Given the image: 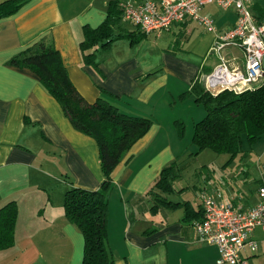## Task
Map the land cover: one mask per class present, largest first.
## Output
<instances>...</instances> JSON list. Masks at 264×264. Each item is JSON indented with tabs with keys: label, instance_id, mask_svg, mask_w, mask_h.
Instances as JSON below:
<instances>
[{
	"label": "crops",
	"instance_id": "obj_1",
	"mask_svg": "<svg viewBox=\"0 0 264 264\" xmlns=\"http://www.w3.org/2000/svg\"><path fill=\"white\" fill-rule=\"evenodd\" d=\"M110 1L24 0L0 16V207L14 201L17 209L13 242L0 248V264H81L84 237L65 216L62 198L71 186L94 189L104 178L95 139L69 123L32 70L7 62L39 39L59 51L87 101L105 95L122 111L153 121L111 171L106 235L113 264H229L219 263L218 247L196 231L201 198L242 209L255 205L264 183V135L233 156L209 148L197 152L206 153L207 161L195 166L194 183H179L178 160L196 156L195 148L187 150L194 147V123L205 115L193 92L180 93L190 91L196 79L206 89L205 77L219 62L208 52L216 35L234 23L235 12L208 3L199 12L214 29L187 18L159 33H144L119 18L113 32L120 35L106 45L93 44L87 60L79 46L84 28L103 21ZM250 9L257 17L264 0H251ZM220 53L230 68L244 69L242 49L226 46ZM179 95L183 106L173 110L168 105ZM171 162L177 163L176 176L171 190L161 192L153 184ZM249 236L256 248L244 246L239 254L248 264H264V229L255 226Z\"/></svg>",
	"mask_w": 264,
	"mask_h": 264
},
{
	"label": "trees",
	"instance_id": "obj_2",
	"mask_svg": "<svg viewBox=\"0 0 264 264\" xmlns=\"http://www.w3.org/2000/svg\"><path fill=\"white\" fill-rule=\"evenodd\" d=\"M118 1L109 2L107 15L98 26L84 28V36L79 45L83 58L91 59L93 53L86 50L93 44L101 41V45H106L120 35L113 32L121 18ZM23 3L24 0H3L0 2V16L15 12ZM258 13L257 21H264V10ZM60 58L59 51L50 41L39 39L11 56L7 62L32 70L52 97L59 102L69 123L76 130L95 139L104 178L98 188H67L62 198L63 212L83 234L81 264H113L106 235V196L112 183L111 171L122 160L131 144L149 129L153 121L148 117L122 111L105 95H98L93 102L87 101L72 84ZM190 92L196 95V100L200 101L205 109V115L194 123L192 129L191 143L195 148L194 155L209 148L219 154L226 152L233 156L243 151L245 145L255 144L264 135V79L240 92L222 89L216 94L204 89L199 79H196ZM176 168V162L161 168L158 180L154 181L153 186L161 192L171 190L170 181L176 176ZM160 201L171 203L163 198ZM16 213L14 201L0 207V248L13 242Z\"/></svg>",
	"mask_w": 264,
	"mask_h": 264
},
{
	"label": "built area",
	"instance_id": "obj_3",
	"mask_svg": "<svg viewBox=\"0 0 264 264\" xmlns=\"http://www.w3.org/2000/svg\"><path fill=\"white\" fill-rule=\"evenodd\" d=\"M215 3L221 8H232L235 21L225 31L218 33L208 53L219 56V62L206 76L207 91L216 94L222 89L240 92L264 79V21L258 22L250 9L251 0H119L122 20L130 21L144 33L161 32L172 22L195 19L204 28L214 29L212 20L201 15L200 8ZM226 46H236L244 53V69L230 68L228 60L220 53ZM219 87L218 91L215 90ZM259 200L246 209L212 196L203 195V216L195 222L199 237L213 243L219 250V263L248 264L239 253L244 246L251 250L256 242L250 238L255 226L264 229V183L258 187Z\"/></svg>",
	"mask_w": 264,
	"mask_h": 264
},
{
	"label": "rangeland",
	"instance_id": "obj_4",
	"mask_svg": "<svg viewBox=\"0 0 264 264\" xmlns=\"http://www.w3.org/2000/svg\"><path fill=\"white\" fill-rule=\"evenodd\" d=\"M149 40L152 42L154 39H153V37H149ZM146 43L148 45H151L152 44V49L154 48V46L157 47L156 44L154 45V43H149V41L146 42ZM235 53H239V52H235ZM218 89H219V87H216V90H218ZM184 92L185 93H182L181 92L180 94H193L189 90L184 91ZM176 94H179V92H177ZM175 99H176V104L175 105H173L175 103L174 102L175 101L174 99H171L170 100V104L168 105V106H171V109H173V110H175V109L183 106L182 104H180V100H181L180 95L179 96H176ZM193 148L194 147L191 146L190 148H188L187 151H190ZM208 151L210 152V150H208ZM208 151H206V152H208ZM205 154L206 153H201V154H198V155L196 154L195 157L191 156V157L182 158V159L178 160L179 161V167H180L179 169L181 170V173H182L181 179L178 180L179 183H182L183 184V183H194L195 182V180L197 179V175L194 174V171L196 170L195 166H197L198 164H201V163L207 161L206 160L207 159V155H205Z\"/></svg>",
	"mask_w": 264,
	"mask_h": 264
},
{
	"label": "water",
	"instance_id": "obj_5",
	"mask_svg": "<svg viewBox=\"0 0 264 264\" xmlns=\"http://www.w3.org/2000/svg\"><path fill=\"white\" fill-rule=\"evenodd\" d=\"M261 64H264V60H262Z\"/></svg>",
	"mask_w": 264,
	"mask_h": 264
}]
</instances>
